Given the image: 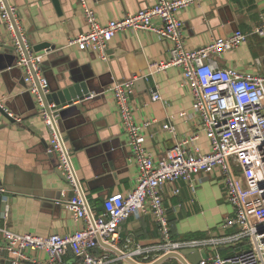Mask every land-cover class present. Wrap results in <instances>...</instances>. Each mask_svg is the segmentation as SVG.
<instances>
[{"label":"crops","instance_id":"0c3cea01","mask_svg":"<svg viewBox=\"0 0 264 264\" xmlns=\"http://www.w3.org/2000/svg\"><path fill=\"white\" fill-rule=\"evenodd\" d=\"M60 1V11L53 0H12V3L20 10L33 47L48 44L56 48L42 59L52 93L74 79L87 81L93 91L92 98L80 107L78 103L63 106L57 125L91 211L97 217L104 213V202L109 196L126 195L136 188L138 179V169L131 161L129 141L111 92L114 83L138 79L132 108L137 124L156 121L143 130L147 151L156 162L175 146V137L182 139L198 132L200 138L196 144L202 153H209L211 146L192 109L193 99L183 85L181 69L172 67L150 75L151 64L169 59L168 41L150 31L123 32L116 35L109 47L110 52L119 54L107 53L108 60L103 61L95 53L69 46L72 39L88 32V25L78 0ZM154 3L155 0H88L101 23L135 14ZM263 12L264 0H212L193 5L180 13L186 47L197 50L214 40L242 32L249 35L245 44L213 59L223 69L264 75V39L253 35ZM154 25L159 26L160 22L156 20ZM16 64L9 32L0 22V105L22 119L20 124L10 122L0 114V187L6 190L0 194V227L36 237L71 234L85 224L76 221L63 204L71 198L73 188L59 169L57 155L49 152L50 133L26 90L24 73ZM155 92L161 95V101H153ZM49 100L54 102L52 95ZM181 113L186 116L180 117ZM167 123L176 127L175 137L163 130ZM195 179V203H191L192 194L184 183L177 184L181 189L178 197L172 196L173 186L164 189L175 241L224 236L222 225L235 214L217 173L201 172ZM6 205L8 221L3 217ZM120 238L125 255L139 246L161 242L151 216H132L122 224ZM242 249L225 247L219 253L228 258ZM205 251L207 259L215 254L212 249ZM97 254L117 256L103 247ZM30 255L40 263L49 260L44 252ZM0 260L8 259L0 256ZM174 262L170 260L171 264ZM115 264L132 263L121 260Z\"/></svg>","mask_w":264,"mask_h":264},{"label":"built area","instance_id":"2783aa9c","mask_svg":"<svg viewBox=\"0 0 264 264\" xmlns=\"http://www.w3.org/2000/svg\"><path fill=\"white\" fill-rule=\"evenodd\" d=\"M207 1L212 0H155L153 6L135 14L101 23L88 0H78L88 32L72 39L69 46H76L79 51L95 53L107 61L111 42L116 35L127 31H150L170 43L169 59L151 64L150 75L172 67L181 69L183 85L189 89L193 99L192 109L211 146L209 153H202L196 144L200 138L198 132L178 139L175 137L176 127L167 123L163 125V130L174 136L176 143L156 162L147 151V137L143 133L156 121L137 124L132 108L138 79L114 83L111 92L129 141L131 161L138 169V179L136 188L126 195L109 196L104 202V213L97 217L92 213L93 223L77 187V175L57 125L61 109L49 100L52 91L42 65V59L49 51H34L23 27L19 8L12 0H0V22L9 32L17 57L16 65L24 73L26 90L33 97L50 133L49 152L57 155L59 169L73 188L75 196L63 200V204L76 221L85 224L74 233L49 237L19 234L0 227V252L8 253L10 264H115L123 258L97 254L102 247L97 238L101 237L105 244L123 251L121 226L134 215L151 216L161 238L158 245L139 246L127 255L139 264H152L166 254L189 249L215 251L212 258L200 264H264V75L223 69L213 59L215 55L236 51L245 44L249 35L242 32L238 31L227 39L214 40L197 50L186 47L180 13ZM156 20L160 22L159 26L154 25ZM253 35L264 39V12ZM257 63L260 65L261 61ZM152 99L159 102L162 97L155 92ZM5 111L15 123H22L20 117L7 109ZM185 116V113L180 114L182 118ZM201 172L217 173L235 214L223 223L224 236L175 241L164 189L168 185L173 186L172 196L178 197L181 189L177 184L184 183L192 194L191 203H195V177ZM5 193L4 187H0V194ZM3 217L8 221L7 205ZM225 247L243 249L223 258L219 250ZM34 252L46 253L48 262L35 260L30 255ZM69 256L73 258L71 261Z\"/></svg>","mask_w":264,"mask_h":264},{"label":"water","instance_id":"95a60500","mask_svg":"<svg viewBox=\"0 0 264 264\" xmlns=\"http://www.w3.org/2000/svg\"><path fill=\"white\" fill-rule=\"evenodd\" d=\"M53 2L55 4L56 8L60 11L61 1L60 0H53ZM45 50H48L50 53L51 51L56 50V48L52 47L48 44H42V45H39L37 47H34V51L37 53H43ZM107 53L114 55V54H117L118 52L112 53L108 49ZM136 83H135V85H136ZM92 92L93 91L91 90L89 83L87 81L78 82L76 79H74L71 84L65 83V86L63 88H61V89L59 88V89L55 90L52 93V99L54 100V103L59 107V109H62L63 106H66V105L72 106V105H74V103H78V106L80 107L81 106L80 104L82 102H84L87 99L92 98V96H93ZM0 114L3 115L4 117H6L10 122H14L9 117V115L6 113L5 109L1 106H0ZM76 183H77V187H78L84 201L86 202V206H87L89 216H90L92 222L94 223L93 214L91 212V209L88 205L86 196L84 194V191H83L81 184H80L77 177H76ZM74 196L75 195L72 194L70 197L73 198ZM97 240H98V243L103 248H105L107 251L123 258V260L128 261L132 264H138L133 259H131L127 255H125V253L123 251L116 249L110 245L105 244L101 237H98ZM0 256L8 259V253L7 252L0 253ZM207 258L208 257H207L205 250L198 251V250H194V249H189V250H184L181 253L166 254V255L160 257L158 260H156L152 264H171L170 260L175 261L172 264H200L203 261V259L206 260ZM4 264H10L9 260L5 261Z\"/></svg>","mask_w":264,"mask_h":264},{"label":"rangeland","instance_id":"374dc122","mask_svg":"<svg viewBox=\"0 0 264 264\" xmlns=\"http://www.w3.org/2000/svg\"><path fill=\"white\" fill-rule=\"evenodd\" d=\"M0 264H4V261L3 260H0ZM139 264V263H138Z\"/></svg>","mask_w":264,"mask_h":264},{"label":"trees","instance_id":"16d2710c","mask_svg":"<svg viewBox=\"0 0 264 264\" xmlns=\"http://www.w3.org/2000/svg\"><path fill=\"white\" fill-rule=\"evenodd\" d=\"M170 223H171V226H172V222H171V220H170ZM69 257H71V256H69ZM69 259V258H68Z\"/></svg>","mask_w":264,"mask_h":264}]
</instances>
